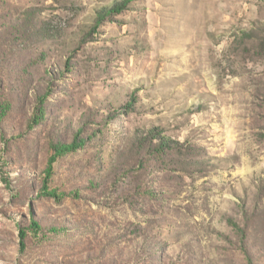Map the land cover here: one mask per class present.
<instances>
[{"label": "rangeland", "instance_id": "374dc122", "mask_svg": "<svg viewBox=\"0 0 264 264\" xmlns=\"http://www.w3.org/2000/svg\"><path fill=\"white\" fill-rule=\"evenodd\" d=\"M0 264H264V0H0Z\"/></svg>", "mask_w": 264, "mask_h": 264}, {"label": "trees", "instance_id": "16d2710c", "mask_svg": "<svg viewBox=\"0 0 264 264\" xmlns=\"http://www.w3.org/2000/svg\"><path fill=\"white\" fill-rule=\"evenodd\" d=\"M122 7H124V5L122 6ZM79 142H85L84 140H82V139H79V136H76L75 137V140H73V141H71L70 143H68V144H65V143H57V144H54L53 146H54V150H55V152H56V155H59V154H66V153H68V152H70V151H72V150H75V149H77L78 148V143ZM53 159H54V157H53ZM48 193V194H50V195H52V196H57V192L56 191H54V192H49V191H47V189L45 188V189H43L42 190V193ZM34 225H35V227H36V229H40L41 228V226H40V224H39V222H34Z\"/></svg>", "mask_w": 264, "mask_h": 264}]
</instances>
